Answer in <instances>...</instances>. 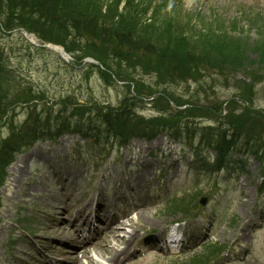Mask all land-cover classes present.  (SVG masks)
<instances>
[{
  "label": "rangeland",
  "instance_id": "1",
  "mask_svg": "<svg viewBox=\"0 0 264 264\" xmlns=\"http://www.w3.org/2000/svg\"><path fill=\"white\" fill-rule=\"evenodd\" d=\"M149 1V7L153 8L156 2L162 0ZM246 1L257 6L246 12ZM168 6L171 14L178 16L174 22L176 25L179 21L190 19L194 20L196 26L212 28L214 33L217 30L218 35L226 34L227 39L235 37L234 40L228 39L229 43L221 38L212 40L218 52H224L223 56L230 55L241 45L232 43L241 41L236 38L243 39L242 45L248 48L256 47V43L264 41V15H260L264 11V0H173ZM203 33L207 34V31ZM190 39L193 43L197 42L193 36ZM14 41H17L16 37L1 40L5 43ZM250 58L256 60L255 55L251 54ZM23 64L24 74L37 83L34 85L47 88L55 97L60 94L62 97L70 95L81 104L92 97L99 102L116 105L125 93L122 88L105 86L96 71L85 77L81 73L82 69L62 65L57 55L51 52L36 53L34 59L29 56L26 60L24 57ZM254 68L253 66L251 69ZM122 69L125 73L129 71L125 65H122ZM255 71H258L261 81L257 84L255 81L249 89L251 98H248L252 102L250 116L263 119L256 109L264 111V71L254 69L250 73ZM130 72L129 75L138 80V76L133 71ZM138 74L146 83L138 82L143 91H149V94L158 91L153 78ZM211 75H203L205 84L198 92L191 93L193 96L186 94V85L182 83L176 86L162 84L161 87L174 93L178 99L193 103L197 108L201 105L205 107L199 111L210 112L212 103H229V99L236 92L241 93L242 89V86L234 84V77L215 72ZM191 85L195 87L194 84ZM233 99L225 107V111L231 110L229 118L235 120L243 112L246 103L241 99L237 100V97ZM159 101L160 104L167 102L166 99ZM136 104L137 108L144 105L145 108H139L142 115L156 114L150 103L136 101ZM214 119L218 118L207 114L197 121L200 124H216ZM242 120L244 122L246 119ZM243 122L239 123L243 133L264 131V120L261 131L259 123ZM73 141L78 145L82 144V140L74 134L61 136L55 144H49L48 147L45 143L38 144L41 153H24L12 165L1 188L0 218L3 223L0 224V264H43V258L37 252L39 246L41 254L53 258L62 257L66 262L73 261L76 264L74 255L65 252L64 246L58 245L60 242L52 238L48 227L57 212H61V218L73 216L80 209H84L85 214L95 206L96 201L106 203L108 220L120 213V210L127 209L136 202L141 203L138 210L130 213V221L129 215L126 217L127 220L118 229L116 237L109 233V246L113 249L110 254H118L114 264H190L193 255L202 251L203 245L210 241L227 244L230 251L219 264H264V192L260 193L261 177L253 158L246 161L245 174H231L227 177L225 172H221L214 181L203 172L194 170V157L164 133L152 140L135 138L126 148H114L109 160L116 161L107 162L101 167H96L93 162L87 165L86 159L80 157L81 152L71 148ZM84 146L83 149L91 148L87 144ZM62 167L73 170L72 174L66 172L67 177L58 182H45L44 173L52 175V168ZM18 175L22 177L19 179ZM183 193H186L185 198L187 194L198 193L194 195L195 199L207 195L208 202L200 206L199 217L175 224V221L179 222L187 216L166 209V205L171 198L180 199ZM23 218H29L33 222L26 227L22 223ZM99 222L104 223L103 227L108 224L107 220L99 219L97 223ZM176 225H179L177 227L182 238H186L189 248L171 256L162 250L164 242L160 245L159 241L166 236L170 226ZM18 228L27 231L30 229L28 232L31 236L24 235ZM101 231V226H98L96 233ZM129 234H132L128 241L130 250L128 256L123 258L122 239L127 240ZM92 255L102 264H111L107 262L109 254L103 252L101 247H96ZM39 257L41 259L37 260ZM81 262L87 264L85 259Z\"/></svg>",
  "mask_w": 264,
  "mask_h": 264
},
{
  "label": "trees",
  "instance_id": "2",
  "mask_svg": "<svg viewBox=\"0 0 264 264\" xmlns=\"http://www.w3.org/2000/svg\"><path fill=\"white\" fill-rule=\"evenodd\" d=\"M26 3L22 16L31 24L35 32L54 31L55 37H48L66 47L69 52L78 51L73 47V42L66 43L67 36L76 34L84 35V43L78 48L84 55H91L98 59L104 66V71L112 70L118 77H126L130 71L140 69L142 72L156 75V86L166 83L178 82L187 79H199L205 69L216 68L221 72H242L250 78H260L258 71L250 73V70L264 71V41H259L255 46L246 47L243 39L234 41L233 44H241L235 51L223 56L218 52L212 40L232 39L226 34L218 35L219 31L208 27L196 26L194 20L174 22L178 16L167 11L166 6L170 0H163L153 9L151 19L143 20L146 6H138L133 0H126L123 9L119 10L122 0H21ZM39 15H35V13ZM49 23V25H47ZM47 25V26H46ZM204 34L203 32H206ZM197 41L193 43L190 37ZM239 37V36H238ZM230 41L228 40V43ZM229 47H227V50ZM251 54L256 60L251 59ZM219 57L220 59H217ZM122 65L129 68L128 73L122 69ZM254 69H251L252 67ZM109 77L108 74L103 73ZM128 78V77H127ZM0 84V112L2 111L3 98L7 96V90ZM164 94L169 95L163 90ZM177 106L182 103L189 105L185 109L175 110L155 121H143L129 111V105L122 110H105L100 113V118L107 127L111 128L119 137L124 138L137 132L151 130L153 134L169 129L175 134L189 135L190 131L201 132L200 143H206L216 150L223 161L229 150L241 154L251 153L259 161L264 162V140L257 136L243 133L239 126L232 125L228 129H212L210 127L196 126L187 120V117L196 116L203 108H197L193 103L182 101L169 95ZM160 99H166L159 96ZM168 106V102L166 104Z\"/></svg>",
  "mask_w": 264,
  "mask_h": 264
},
{
  "label": "bare ground",
  "instance_id": "3",
  "mask_svg": "<svg viewBox=\"0 0 264 264\" xmlns=\"http://www.w3.org/2000/svg\"><path fill=\"white\" fill-rule=\"evenodd\" d=\"M141 206V204H135L130 206L129 210H138L139 207ZM105 211V205L102 203H98L97 208L94 211V214L96 216L101 215L102 216V212ZM90 215V212H88L86 215H84V220L86 221L88 219ZM120 217H118L117 219H119ZM130 221V219H128ZM123 225V223H118L116 224L115 222L106 226V231L108 233H112L114 235V237H116L118 234V229ZM56 232L60 235H63L64 237H66L67 239L71 240L74 239L75 237H79L78 235V231L75 229L74 227V223H73V219L69 220L67 223V226L65 225H60L56 228ZM132 237V234L128 235L127 240L126 239H122V242L124 243L123 248L121 249V253L123 258L127 257L129 254V245H128V241L130 240V238ZM121 239V238H119ZM71 247L74 249V255H75V261L80 264V259L81 258H86L88 264H101L100 261L95 260V258L92 256V249H95L96 247H101V250H103V252H106L109 254V261L111 264H114L116 262V260L118 259V254H110L111 251H113V249L109 246V239L108 236L105 235L103 237H101L99 240L97 241H91L89 242V246H86L84 244H82L81 246H77L74 245L73 243L71 244ZM81 247V248H79ZM79 248V249H77Z\"/></svg>",
  "mask_w": 264,
  "mask_h": 264
}]
</instances>
